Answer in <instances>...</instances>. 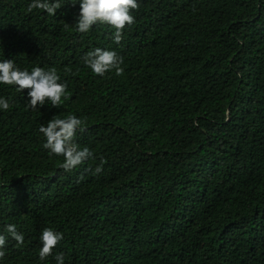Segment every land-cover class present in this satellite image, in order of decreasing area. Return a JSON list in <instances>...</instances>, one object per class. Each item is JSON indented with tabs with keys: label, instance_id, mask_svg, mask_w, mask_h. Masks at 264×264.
<instances>
[{
	"label": "trees",
	"instance_id": "16d2710c",
	"mask_svg": "<svg viewBox=\"0 0 264 264\" xmlns=\"http://www.w3.org/2000/svg\"><path fill=\"white\" fill-rule=\"evenodd\" d=\"M31 2L0 0V61L55 68L69 96L34 111L0 84V264H264V0H137L119 44L76 30L80 0ZM97 47L123 75L93 73ZM69 115L94 158L66 172L39 128ZM45 228L64 239L41 260Z\"/></svg>",
	"mask_w": 264,
	"mask_h": 264
},
{
	"label": "clouds",
	"instance_id": "9594fccd",
	"mask_svg": "<svg viewBox=\"0 0 264 264\" xmlns=\"http://www.w3.org/2000/svg\"><path fill=\"white\" fill-rule=\"evenodd\" d=\"M76 0H73L75 3ZM62 7L61 0H32L28 6V12L34 9L44 10L50 16H55ZM137 0H80V13L76 23V30L80 33H87L95 25H109L115 29L113 33L114 42L119 44L123 39L124 30L135 23L133 10H138ZM84 63L97 76L103 77L109 72L116 75H123L122 67L124 60L116 51L105 50L100 47L89 51L84 56ZM61 78L55 68L45 70L42 67H34L31 71L21 70L13 60L0 61V84L16 86L18 92L28 91L29 107L32 110L42 108L51 104L53 108H59L63 99H67V82H60ZM0 109L8 111L10 103L8 99L0 98ZM85 121L75 115L67 118H53L47 126H40L39 132L46 138L43 147L50 151V154L63 156L64 162L61 167L66 172H71L86 161L94 158V153L88 148H81L76 142L77 132L83 133ZM102 171V164L95 168V173ZM6 232L18 243L23 245L24 236L17 231L16 225L6 226ZM42 248L39 252L41 260L52 255L53 250L64 239L62 232L45 228L40 237ZM7 236L0 234V260L6 256L5 246ZM57 264H64V254L55 256Z\"/></svg>",
	"mask_w": 264,
	"mask_h": 264
}]
</instances>
